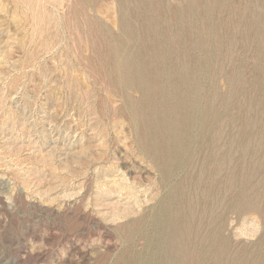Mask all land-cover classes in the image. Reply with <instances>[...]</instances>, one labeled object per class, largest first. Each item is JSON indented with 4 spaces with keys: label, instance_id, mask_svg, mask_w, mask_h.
<instances>
[{
    "label": "rangeland",
    "instance_id": "obj_1",
    "mask_svg": "<svg viewBox=\"0 0 264 264\" xmlns=\"http://www.w3.org/2000/svg\"><path fill=\"white\" fill-rule=\"evenodd\" d=\"M202 82L222 139L176 180L158 262L264 264V0H0V264H131L169 192L135 142Z\"/></svg>",
    "mask_w": 264,
    "mask_h": 264
},
{
    "label": "bare ground",
    "instance_id": "obj_2",
    "mask_svg": "<svg viewBox=\"0 0 264 264\" xmlns=\"http://www.w3.org/2000/svg\"><path fill=\"white\" fill-rule=\"evenodd\" d=\"M55 2V1H54ZM187 5L181 8V12H187ZM141 9V12L139 11ZM133 18H141L144 16H151L162 20L163 14H147L143 5L136 6V11L130 15ZM175 16H177L175 14ZM125 19L127 14H124ZM181 17V14H180ZM127 29V28H126ZM136 40L141 38L132 37ZM122 38L124 45H129L132 39ZM136 42V41H135ZM134 42V43H135ZM140 42V41H139ZM137 41V43H139ZM132 53H129L126 58L119 59L117 69L122 72L123 77L134 78L141 73L140 66L132 60ZM131 61V62H130ZM188 58L186 59V64ZM192 89L187 92V97L184 99L182 108V116L174 118L172 121H164L160 123L155 129V134L149 137L148 140L138 139L135 143L137 149L144 154L145 158L151 163V167L158 172L156 176V184L158 187H169V192L162 195L160 201L152 208L151 213L141 214L137 219L140 223L139 229L135 232L144 240V246L141 250L134 251V238L136 235L126 239L125 246V262L131 264H159L162 255L163 244L160 238L163 231L167 226L170 218L169 203L171 201V190L176 186V180L181 178L182 175L190 173L195 162L202 160L205 152H209V143L211 139L220 141L222 134L217 129L220 123V108L216 101L209 99V90L202 84L191 87ZM182 133L175 134L174 129L181 124ZM134 141V140H133ZM135 145V146H136ZM219 148V146H218ZM219 157L222 156L221 152H217ZM141 155V154H140ZM206 158V160H205ZM206 162L210 155L205 156ZM218 173H220V159L216 160ZM222 170V168H221ZM207 170L204 169V172ZM141 176L133 177L137 181ZM122 194L132 197L135 195L131 192V188H135L130 178L125 177ZM154 204V203H153ZM150 219V220H149ZM146 221L148 223H146ZM148 224V228L152 231L146 232L148 229L144 228ZM156 229V230H153ZM155 232V233H154ZM154 242H153V237ZM155 240L160 243H155Z\"/></svg>",
    "mask_w": 264,
    "mask_h": 264
}]
</instances>
